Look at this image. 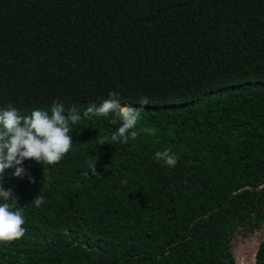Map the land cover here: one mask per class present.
Returning <instances> with one entry per match:
<instances>
[{
	"label": "trees",
	"instance_id": "obj_1",
	"mask_svg": "<svg viewBox=\"0 0 264 264\" xmlns=\"http://www.w3.org/2000/svg\"><path fill=\"white\" fill-rule=\"evenodd\" d=\"M112 91L135 139L98 145L116 113L81 112L58 164L6 170L26 233L0 264H239L245 240L264 264V0H0V108L67 117Z\"/></svg>",
	"mask_w": 264,
	"mask_h": 264
},
{
	"label": "clouds",
	"instance_id": "obj_2",
	"mask_svg": "<svg viewBox=\"0 0 264 264\" xmlns=\"http://www.w3.org/2000/svg\"><path fill=\"white\" fill-rule=\"evenodd\" d=\"M139 103L143 106L149 101L144 97ZM50 110L51 115L48 111L34 109L30 115L22 116L11 103L0 108V244L7 245L26 233V205L18 207V197L13 194V189L3 187L6 170L14 169L11 175L22 179L26 175L22 167L26 160L43 165V172L46 171L45 166L58 164L71 151L73 140L70 125H75L82 118L79 114L81 112L83 117L116 113L110 123L118 126L110 137L98 136V145L109 140L113 143H126L137 136L135 129L140 119V110L127 105L121 106L119 94L114 91L109 92L107 98L99 99L98 103L90 104L84 111L75 105L70 106L67 117L61 115L65 110L64 104L59 100L53 101ZM154 158L169 168H174L178 161V157L170 149L155 152ZM95 163L88 164V170L82 175H97ZM28 179L30 183L34 182L31 176ZM121 183L126 184L127 180H122ZM31 202L35 207H40L44 203V197L36 196Z\"/></svg>",
	"mask_w": 264,
	"mask_h": 264
},
{
	"label": "rangeland",
	"instance_id": "obj_3",
	"mask_svg": "<svg viewBox=\"0 0 264 264\" xmlns=\"http://www.w3.org/2000/svg\"><path fill=\"white\" fill-rule=\"evenodd\" d=\"M254 241L245 240L234 245V254L239 264H251L253 258Z\"/></svg>",
	"mask_w": 264,
	"mask_h": 264
},
{
	"label": "water",
	"instance_id": "obj_4",
	"mask_svg": "<svg viewBox=\"0 0 264 264\" xmlns=\"http://www.w3.org/2000/svg\"><path fill=\"white\" fill-rule=\"evenodd\" d=\"M208 213H209V212H208ZM208 213H205V214L201 215V218L206 217V216L208 215Z\"/></svg>",
	"mask_w": 264,
	"mask_h": 264
}]
</instances>
